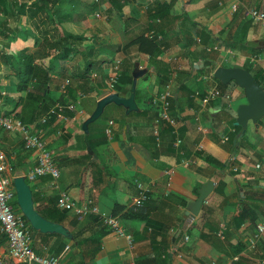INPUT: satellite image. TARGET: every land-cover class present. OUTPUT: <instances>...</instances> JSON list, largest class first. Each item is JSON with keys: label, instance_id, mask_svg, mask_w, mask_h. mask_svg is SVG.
Segmentation results:
<instances>
[{"label": "crops", "instance_id": "0c3cea01", "mask_svg": "<svg viewBox=\"0 0 264 264\" xmlns=\"http://www.w3.org/2000/svg\"><path fill=\"white\" fill-rule=\"evenodd\" d=\"M171 1L118 0L119 12L111 0H81L78 11L63 20L71 33L89 40L82 41L78 63L75 57L44 60L53 67L47 92L50 109L63 99L76 104L77 112L58 116L49 130L38 128L60 177L56 182L48 176L32 182L38 199L35 206L57 220L51 208L59 202L60 192L67 191L79 206L92 202L107 215L119 217L125 233L134 237L135 247L130 249L127 240L99 217L68 212L62 224L73 239L32 230L36 253L57 256L61 264H264V238L252 246L264 220V168H257L264 162V118L257 124L250 122L235 144L234 125L238 107L247 103L245 91L238 87L229 100L220 97L204 102L213 85L208 77L220 66L249 69L264 89V21L248 16L252 8L264 12V0H178L170 15L152 24L149 8ZM128 17L133 26L127 33ZM76 23H84L81 32L74 28ZM148 27L162 38L158 40L162 52L154 63L168 70L170 79L164 85L157 67L151 66L150 55L137 46L126 48L130 39ZM37 37L34 32L29 39L12 42L10 53L26 49L34 53ZM90 46H94L93 54L83 59ZM125 58L135 65L144 61L148 70L137 85L140 111L130 116L129 128H122V111L112 106L94 127L93 141L102 144L91 159L85 153L83 124L98 101L113 93L110 79ZM88 61L95 63V71L90 72L95 88L86 93L88 85H82L80 74ZM0 75V89L5 90L0 95V114L22 112L27 103L17 108L21 94L15 71L2 59ZM169 82L175 94L182 88L181 109L170 110L173 125L159 123L161 104L153 103ZM8 89L18 95L11 109ZM35 106V102L30 105ZM157 126L160 143L154 135ZM178 139L182 140L179 145ZM0 151L10 177L26 175L37 165L36 154L24 149L18 133L0 131ZM185 161L191 164L186 166ZM209 181L215 183L214 189L199 214L187 216L189 204ZM138 182L149 185L152 193L143 209L132 212L129 208L138 195ZM0 264H21L10 256L8 240L1 233Z\"/></svg>", "mask_w": 264, "mask_h": 264}, {"label": "trees", "instance_id": "16d2710c", "mask_svg": "<svg viewBox=\"0 0 264 264\" xmlns=\"http://www.w3.org/2000/svg\"><path fill=\"white\" fill-rule=\"evenodd\" d=\"M80 1L81 0H0V16L4 17V21L0 22V41L2 45L0 59H2L6 65L15 71V76L18 80L16 88L21 94L17 103V108H19L18 106L25 101L27 103L22 112L18 113L16 110H14L9 113V115L7 114V116L14 115L15 117L19 118L37 135H40L38 128L45 127L48 130L51 129L57 118L55 115L52 119H49L47 123H41L43 117L50 111L47 92L51 80V72L53 70L52 66H46L44 60L52 57L56 58L58 61H61L71 60L75 57V62L78 63L80 59L79 55L82 53V41L89 40L83 36H77L71 33V31L63 22V20L68 19L69 16L78 11ZM177 1L178 0H172L170 3H161L159 7L151 9L149 8L148 15L149 19L152 21V24L158 20H162L167 15H170ZM111 4L115 10L121 12V5L118 0H111ZM23 18L27 19L30 30H27L26 27L21 24ZM10 21L15 22L14 27H11ZM132 23L133 19L129 17L125 18V31L127 33L133 26ZM34 32H36L38 35L36 38V43L38 45L37 51L34 53H29L26 49L22 50L18 54L10 53L9 50L11 48L12 42L17 41L18 39H29V35L32 36ZM151 32L152 30H150V27H148L143 33L138 34L137 36L130 39L126 48L130 46H137L140 52L150 55L153 59L151 66L157 67L160 83L164 85L169 81L170 75L166 68H160L158 67L157 63H154V59L161 55L162 50L160 44L158 43V35L155 32L154 38L150 39L149 36ZM93 51L94 46L90 49H86L85 55H83L82 58H90V56L93 54ZM94 64L95 63L93 61H88L84 70V74H80V76H82L81 78L83 79L82 85H88V89L85 91L86 93L91 92L95 88L91 82L92 74L90 73L95 71L93 69ZM76 65L77 64H75V66ZM134 66L135 63H133L129 58H125L124 61L119 65V82L116 86L115 93H118L120 96L130 97L131 95V88L133 84L132 73ZM246 70H248L258 81L257 77L254 75V73H252V71L249 69ZM209 73H211V71ZM258 83L260 84L259 81ZM125 85H128L130 89L125 90ZM218 86L224 94L228 95L231 94L235 88H238V85L235 81L230 82L228 85H223L218 81ZM180 89L182 88H179L171 100L172 109H176V111L181 109V101L179 96ZM1 92L2 90L0 89V95L2 96ZM136 95H138V91L136 92ZM32 102L37 103V106L31 108L30 105ZM58 103L62 105L70 104H67L63 99H60ZM112 106L122 111V117L119 119L122 128H129V118L133 113L126 115V111L123 107H118L114 104L108 105L105 108L101 118L92 123L89 127V142L94 153H96L95 150L98 145L102 144L100 142V144L96 145L93 141L94 127H96L99 121H102L106 117L108 110ZM234 128L236 130L235 135H239L242 131V128L236 125H234ZM84 146L86 147V143H84ZM85 153L89 158L92 159V155L89 154L88 150L85 149ZM53 159L55 160L54 156ZM94 163L95 162H92V164ZM27 182L30 185V182ZM33 198L36 204L38 199L34 193ZM15 203L17 204V198H15ZM36 209L45 219L60 224H62L68 216V212L59 209L58 202L54 204V208H51L52 213L57 215V220H53L52 218L48 217V214L42 212L37 207ZM15 212L17 214H22L19 207ZM23 218L32 229L28 220L24 216ZM47 236L65 239L64 236L57 234H47ZM74 240L77 241L76 238H74Z\"/></svg>", "mask_w": 264, "mask_h": 264}, {"label": "built area", "instance_id": "2783aa9c", "mask_svg": "<svg viewBox=\"0 0 264 264\" xmlns=\"http://www.w3.org/2000/svg\"><path fill=\"white\" fill-rule=\"evenodd\" d=\"M248 16L254 20L264 21V12L258 11L254 8L248 10ZM154 32L150 33V39L154 38ZM158 40H162L158 37ZM218 50V48H214ZM213 82L210 86L207 95L204 98L206 104L220 97L230 99V96L224 94L218 87V81L214 77V72L208 77ZM119 82V73L110 79L109 88L115 93L116 86ZM5 95V91L1 92ZM175 96L172 84L169 82L164 93L155 98L154 104H161L160 122L165 124V121L171 125L174 124L170 116V110L172 107L171 100ZM77 112L76 104L62 105L57 103L50 111L43 117L41 123L45 124L53 116H61L65 112ZM0 131H7L11 133H18L23 139L24 147L33 151L36 154L37 165L29 173L24 175L29 182H35L42 177H52L56 180L60 177V170L53 159V154L48 148L47 142L41 135L34 133L26 124L14 115L0 114ZM154 135L158 143L161 142L160 128L157 126L154 131ZM182 140H177V145L181 144ZM201 150L202 147H199ZM186 166L191 164L190 161H185ZM257 168H264V162L257 165ZM55 185V183H54ZM138 195L133 200L129 210L132 212H138L143 209L149 202L151 197V187L142 182H138ZM17 198V193L14 185V177L7 175V160L5 155L0 151V233L5 235L9 244V254L12 258L18 260L21 264H61L59 258L54 255H41L33 249L32 229L27 224L22 214H17L14 210V202ZM58 207L62 211L71 212L77 216L99 217L106 226L113 229L119 236L124 237L127 240L130 249L135 247V239L132 235L126 234L121 226L119 217L115 215H107L102 212L92 202L84 203L79 206L67 191H61L59 194ZM264 238V220L258 225L257 233L255 234L252 246ZM129 264H136L134 261H130Z\"/></svg>", "mask_w": 264, "mask_h": 264}, {"label": "water", "instance_id": "95a60500", "mask_svg": "<svg viewBox=\"0 0 264 264\" xmlns=\"http://www.w3.org/2000/svg\"><path fill=\"white\" fill-rule=\"evenodd\" d=\"M144 66V61H141L139 64L135 65L132 73L133 84L130 97H121L118 93L109 94L98 101L95 111L84 122L83 130L85 132V142L88 152L91 155H94V151L92 150L91 144L89 142V127L92 123L101 118L105 108L108 105L114 104L118 107H123L127 115L140 111L136 101V92L138 80L142 78L148 71L146 68H144ZM214 77L223 85H228L230 82L235 81L238 87L245 91L247 103L238 107L235 122L236 126H240L242 128V131L235 140V144H238L245 135L249 123L252 122L253 124H257L264 118V89L255 79V77L244 68H228L220 66L214 70ZM14 185L17 193L18 207L34 231L42 234L62 235L66 238L73 239L72 233L63 224L47 220L39 214L35 206L32 188L28 184L24 175L15 177ZM214 185L215 183L213 181H209L199 190L198 198L188 206L187 216L194 217L199 214L203 203L212 193Z\"/></svg>", "mask_w": 264, "mask_h": 264}, {"label": "rangeland", "instance_id": "374dc122", "mask_svg": "<svg viewBox=\"0 0 264 264\" xmlns=\"http://www.w3.org/2000/svg\"><path fill=\"white\" fill-rule=\"evenodd\" d=\"M97 2V1H96ZM98 15H100V14H97L96 15V19L97 20H100V17L98 16ZM4 21V17L3 16H0V22H3ZM24 22H25V19H22V22H21V24L24 26ZM83 24L84 23H76V27H74L77 31H79V32H81V30H82V26H83ZM10 25H11V27H14L15 26V22L13 21H10ZM1 40V39H0ZM0 44H1V41H0ZM1 50H2V48L0 47V52H1ZM107 70V69H106ZM1 90H4V89H1ZM5 91V90H4ZM7 92H8V99H10L9 100V102H8V105H9V108L11 109L12 107H14L15 106V104H14V100H16L17 99V93H16V91L14 90V91H12L11 89H8L7 90ZM230 101H232V100H230ZM101 121H99L97 124H99ZM23 147H24V145H23ZM24 149L25 150H27L25 147H24ZM27 151H29V150H27ZM31 152H33V151H31ZM32 170V169H31ZM30 170V171H31ZM29 171V172H30ZM28 172V173H29ZM14 175V174H13ZM16 177V176H15ZM30 186H32V183L30 182ZM14 210L16 211L17 209H18V205L14 202Z\"/></svg>", "mask_w": 264, "mask_h": 264}, {"label": "clouds", "instance_id": "9594fccd", "mask_svg": "<svg viewBox=\"0 0 264 264\" xmlns=\"http://www.w3.org/2000/svg\"><path fill=\"white\" fill-rule=\"evenodd\" d=\"M23 215V214H22Z\"/></svg>", "mask_w": 264, "mask_h": 264}]
</instances>
